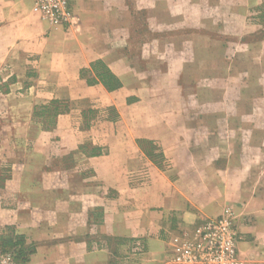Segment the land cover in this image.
<instances>
[{
	"label": "crops",
	"instance_id": "1",
	"mask_svg": "<svg viewBox=\"0 0 264 264\" xmlns=\"http://www.w3.org/2000/svg\"><path fill=\"white\" fill-rule=\"evenodd\" d=\"M73 1V20L62 28L37 19L32 0H0V129L8 137L5 144L0 136V230L33 246L23 264H167L170 238L221 211V203L241 211L236 225L245 264H264V147L251 152L236 133L211 136L196 127L191 135V108H219L215 87L192 92L208 103L164 97L185 94L178 74L183 80L190 64L201 73L216 65L215 57L206 58L205 47L218 42L203 33L206 0ZM218 2L228 5L224 9L242 5L250 16L264 5ZM143 7L157 16L150 17L155 37L146 41L129 37L132 16ZM191 26H197L193 40ZM245 26L249 46L260 49L256 69L261 64L255 73L263 105H256L259 117L251 120L264 128V21L249 17ZM171 28L177 39L163 35ZM147 53L167 74L155 70L157 78H148L140 64L131 65ZM204 75L217 79L215 72ZM108 76L119 82L110 90L100 80ZM51 100L63 107V101L81 100V106L59 107L47 124L36 110ZM86 110L113 115L85 124ZM222 139L241 145L236 163L209 145ZM137 238L144 247L138 255L130 248Z\"/></svg>",
	"mask_w": 264,
	"mask_h": 264
},
{
	"label": "rangeland",
	"instance_id": "2",
	"mask_svg": "<svg viewBox=\"0 0 264 264\" xmlns=\"http://www.w3.org/2000/svg\"><path fill=\"white\" fill-rule=\"evenodd\" d=\"M141 1V0H140ZM219 0H206V6H207V12L203 15L202 20V27L205 28V34L207 36L205 39L208 41L209 36L215 35L218 39L217 44L215 47L212 46V48H209L208 46L205 47L206 49V58L213 59L215 57L216 59V65L214 68H211L210 71L207 69L201 73V71H198V69H195L192 67V64H190L189 69L186 70V75H184V78L180 77L182 74L179 72L178 74V82L177 87L182 88L184 87L185 94H174V95H165V100L170 101H177L181 102L182 98L184 97L183 102L188 103H208V99L206 97H202L198 101V95L197 93L192 94V92H197L198 90H206L207 88L211 89L213 87L217 90V102L219 103V108L215 111H209V110H197V109H190L189 111V122H188V130L191 133V135H196L197 128H200L199 133H204L205 135H211V136H226L229 133H236V139L241 142L245 141L246 147H249V150L251 152L255 151H261L263 150L264 143H262L260 140L264 137V128L260 126H256L253 123V120L251 119H258L259 114L255 110L256 105L262 106L261 103V97H259V93L262 90V86L258 83L259 80L256 78L255 72L259 70V65H257L256 69V63H254L253 59L255 55H258V52L260 49H258L256 46L252 47L249 46V28L245 26V24H249V17L252 19H255V22L264 21V8H262V5H258L259 11L261 14H256L254 16H250L249 12L246 13L245 7L242 5L238 6V9L235 10L234 8L224 9V5L228 7L227 4L222 2L219 4ZM249 1V0H248ZM73 0H70L71 9L73 11ZM144 4V2H141V5ZM249 3H247L246 7ZM216 5H221L222 10L216 9L214 7ZM33 7V3H32ZM249 8V7H248ZM139 12L133 14V28L134 31H130L129 37L136 38L141 41L149 40L153 37H155V31H151V18H156L157 16L149 14H144L143 11H145L144 7L143 9H136ZM237 14H236V13ZM36 13V12H35ZM36 18L39 19L38 15L36 14ZM237 16V17H236ZM151 17V18H150ZM165 17V16H164ZM127 18V24L130 23V16H126ZM44 22V21H42ZM159 22V21H158ZM46 23V22H45ZM113 24V22H111ZM236 23V27H238L237 30L233 28V30H230L233 25ZM48 24V23H47ZM114 26V25H113ZM197 26H191L190 30V40L196 39V30H193L192 28H196ZM226 27L228 29H226ZM97 32V31H96ZM93 31L90 32L92 34ZM179 32L175 28L171 29H164L163 35L167 36L169 38L177 39V35ZM43 34H47L43 32ZM98 34V32H97ZM55 39H60L59 37H56ZM193 42V41H191ZM179 49H181L179 47ZM187 49V48H185ZM190 51L192 50V47L188 48ZM258 49V50H257ZM131 52H133V47H130L129 49ZM197 52L196 47L193 48L192 52ZM194 52V53H195ZM176 54V53H175ZM173 54V57L176 55ZM152 54L147 53L145 56H141L139 58L138 62H135L133 60L131 65L137 67L139 64L144 69L145 75L148 78H151L152 76L154 79L157 78V75L155 74V70H158L162 74H167L165 72V66L164 63L160 59H156ZM137 63V64H136ZM214 72L217 74V79L213 80L212 76H210V79L205 78L203 79L202 75L204 76L208 74H214ZM177 72L171 71L169 74L170 76H174ZM207 73V74H206ZM136 74H139V71H136ZM187 75L189 78H187ZM202 76V77H201ZM177 78V77H175ZM200 78V79H199ZM263 81V79H262ZM202 83V84H201ZM175 84V83H174ZM205 84V86H204ZM201 85V86H200ZM176 87V86H175ZM0 90H3V86L0 83ZM219 95V96H218ZM250 95H254L253 101L249 99ZM188 96H191L189 98ZM203 96V93H202ZM257 98V99H256ZM205 99V100H204ZM252 101V103H251ZM1 102V101H0ZM59 102H50L47 104L46 109H42L38 107L39 109L36 110L37 113L41 112L43 114L45 122L47 124H50L54 121L55 116V110L57 112V109L59 107ZM1 104V103H0ZM62 104L65 106L62 108L63 111L69 110V105L75 109L81 106V100H72V101H63ZM227 104V105H226ZM232 107L229 108L228 106ZM1 106V105H0ZM79 110V109H78ZM87 111V110H86ZM2 114H4L0 110V118H3ZM79 115V114H77ZM83 118L82 121L85 124H99V119H104L112 117L113 113L110 111L105 112H99L98 110L93 111H87L82 113ZM96 120H98L96 122ZM217 122H219L221 125H217ZM257 122V121H256ZM259 125V124H257ZM7 130V129H6ZM7 132V131H6ZM0 136L2 138V141H5V144H7V135L5 134L4 129H0ZM247 137V138H246ZM251 140H255V142H252ZM209 145L213 147V151H218V153H222V158H226V154H228L231 157H235L234 163L237 162V156L240 153L242 147L241 145H235L233 144V147L226 143L224 139L218 140L215 142H211ZM208 144H206V147ZM232 148H231V147ZM203 149V148H202ZM204 150V149H203ZM230 153V154H229ZM219 156L218 158H220ZM234 190V189H233ZM221 203L220 206H222L220 209L221 211H217L216 213H207L211 216L217 215L221 213L224 208L231 207L235 213H236V219L235 223H240L239 219L241 216V211L236 208V206L232 204H223ZM224 206V207H223ZM239 217V219H238ZM246 220V218L243 220V222ZM237 229L241 231L238 227ZM187 230V229H186ZM2 230H0L1 232ZM243 233V232H242ZM6 252V251H5ZM4 252H0L1 254ZM131 257V256H129ZM134 257V256H133ZM139 257V256H138ZM140 258V257H139ZM240 258L243 264H245L243 258ZM28 260V259H27ZM18 264H23L21 262H18Z\"/></svg>",
	"mask_w": 264,
	"mask_h": 264
},
{
	"label": "built area",
	"instance_id": "3",
	"mask_svg": "<svg viewBox=\"0 0 264 264\" xmlns=\"http://www.w3.org/2000/svg\"><path fill=\"white\" fill-rule=\"evenodd\" d=\"M39 19L51 26L71 24L74 13L70 0H32ZM236 213L231 207L201 220L192 230H179L168 242L167 264H243L238 243L242 232L235 223ZM132 252L143 253V242L133 239ZM0 264H18L12 251L0 256Z\"/></svg>",
	"mask_w": 264,
	"mask_h": 264
},
{
	"label": "trees",
	"instance_id": "4",
	"mask_svg": "<svg viewBox=\"0 0 264 264\" xmlns=\"http://www.w3.org/2000/svg\"><path fill=\"white\" fill-rule=\"evenodd\" d=\"M101 83L105 85L107 89L115 88L119 82L115 80L113 77L108 76V78H100ZM50 102H57V100H51ZM47 105L43 106L41 110L46 109ZM41 114V112H39ZM55 113L56 110H55ZM56 115V114H55ZM12 251L14 254V258L21 263H24L29 259V255L33 252V246L31 244H27L21 236L14 235L9 233H0V252Z\"/></svg>",
	"mask_w": 264,
	"mask_h": 264
}]
</instances>
